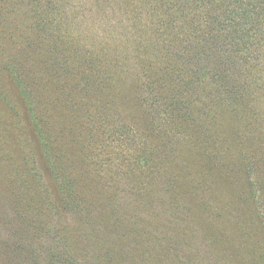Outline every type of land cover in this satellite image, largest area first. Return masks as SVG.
Masks as SVG:
<instances>
[{
  "label": "trees",
  "instance_id": "1",
  "mask_svg": "<svg viewBox=\"0 0 264 264\" xmlns=\"http://www.w3.org/2000/svg\"><path fill=\"white\" fill-rule=\"evenodd\" d=\"M0 264H264V0H0Z\"/></svg>",
  "mask_w": 264,
  "mask_h": 264
}]
</instances>
